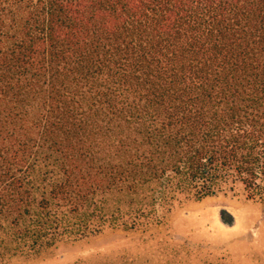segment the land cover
<instances>
[{
	"label": "trees",
	"instance_id": "trees-1",
	"mask_svg": "<svg viewBox=\"0 0 264 264\" xmlns=\"http://www.w3.org/2000/svg\"><path fill=\"white\" fill-rule=\"evenodd\" d=\"M264 199V0H0V264Z\"/></svg>",
	"mask_w": 264,
	"mask_h": 264
},
{
	"label": "rangeland",
	"instance_id": "rangeland-1",
	"mask_svg": "<svg viewBox=\"0 0 264 264\" xmlns=\"http://www.w3.org/2000/svg\"><path fill=\"white\" fill-rule=\"evenodd\" d=\"M231 218L233 225L221 221ZM1 264H264V199L248 200L238 188L179 205L148 230L106 229Z\"/></svg>",
	"mask_w": 264,
	"mask_h": 264
},
{
	"label": "water",
	"instance_id": "water-1",
	"mask_svg": "<svg viewBox=\"0 0 264 264\" xmlns=\"http://www.w3.org/2000/svg\"><path fill=\"white\" fill-rule=\"evenodd\" d=\"M224 213H225L224 211H221V212H220V216H221V218L223 217ZM221 221H222L224 224H226V225H233V223H234L233 218H231L230 223H226V221H225V220H222V219H221Z\"/></svg>",
	"mask_w": 264,
	"mask_h": 264
}]
</instances>
